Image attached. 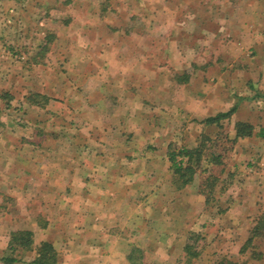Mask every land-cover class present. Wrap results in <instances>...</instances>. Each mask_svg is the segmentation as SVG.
<instances>
[{
	"label": "rangeland",
	"instance_id": "1",
	"mask_svg": "<svg viewBox=\"0 0 264 264\" xmlns=\"http://www.w3.org/2000/svg\"><path fill=\"white\" fill-rule=\"evenodd\" d=\"M245 2L0 0V139H5L8 144L15 139L18 141L13 148L0 145V155L4 156V159L0 157V163L7 159L5 166L9 165L14 154L40 157L34 166L32 161L28 162V157L20 162L17 188L7 186L12 183V178L0 177V185L4 186H0V247L7 246L11 232L32 225L40 226L46 217L52 218L63 211L61 200L67 202L72 197L69 191L63 194L59 191L44 192L42 166L48 161L44 155L54 156L57 164H61L60 159L65 156L69 165L74 166L78 159L75 156H87L96 149L94 145L83 146V142L76 140L82 137L102 138L103 128L113 124L117 130H109L108 138L123 137L133 123L148 121L167 125L163 135L159 134L158 141L159 148L166 153L169 143L194 146L203 134H214L216 125L202 122L208 114L204 107L197 109V119L184 113L177 114L175 109L179 108L175 102L161 106L162 88L173 91L170 96L173 101L184 103L182 93L191 92L200 97L215 93L216 102L222 100L224 105L229 102L219 97V89L214 84L208 83L209 79L216 81L220 75L217 65L212 67L211 64L217 58L215 49L221 39L213 35L223 29L218 18L228 13L227 9H221L229 5L236 9V3L239 6ZM209 15L212 18L209 19ZM222 61L225 63V60ZM190 73L191 79L184 82ZM145 77H149L147 83H142ZM139 84L147 89L141 88L137 92ZM123 89L133 95L144 90L145 98L135 96L120 105L118 98L121 96L117 95ZM110 91L116 96L106 95L100 105L99 96ZM30 93H38L36 104L28 102L27 95ZM43 97H47V101ZM97 105L101 108L91 111ZM231 107L229 104L227 110ZM118 109L126 112H118ZM242 116H248L256 125L255 131H258L264 127V102L247 103L222 120L231 137L234 136L235 121ZM124 124L126 131L120 134L118 130ZM81 125H84V134L78 136L69 130ZM140 134L134 138L139 139ZM169 138L175 141L168 143ZM257 138L256 141L252 138L244 146L237 139L211 204L208 205L204 196L197 192V179L188 188L179 190L172 201L173 218L180 219L185 213L183 201L195 193L197 227L202 229L207 226L203 234H208V237L216 231L217 234L223 232L221 235L225 241L214 238L213 241H218L214 245L213 241L207 243L200 232L202 238L197 242L189 240L199 251L194 264H203L205 261L201 255L218 254L219 249L225 256H235L238 247L241 249L243 245L249 253L238 261L229 258L228 261L238 263L243 260V263L250 264V257H254L262 246V243L246 242L251 226L248 233L238 226L247 207L249 209L253 204L264 206V137ZM54 159L51 161L54 162ZM82 159L84 165L89 163L86 157ZM5 166L4 169H7ZM32 169L34 175L40 174L38 180L22 176V171ZM149 180L155 182L157 179ZM167 186H161L162 194H158L164 202L173 198H170ZM258 186H261V191ZM247 211L248 218H257L264 208L260 207L254 216ZM216 219L221 224L215 225ZM159 222H156V227L160 226ZM162 227L165 228L163 223ZM40 237L43 236L39 235L36 241ZM225 242L226 248L220 247ZM14 253L21 257L27 254L21 250ZM149 258L158 261L155 256L150 255Z\"/></svg>",
	"mask_w": 264,
	"mask_h": 264
},
{
	"label": "crops",
	"instance_id": "2",
	"mask_svg": "<svg viewBox=\"0 0 264 264\" xmlns=\"http://www.w3.org/2000/svg\"><path fill=\"white\" fill-rule=\"evenodd\" d=\"M235 5L236 9L231 8L230 5L221 9L224 11L227 9L228 13L225 12L224 17L218 18L223 24V29L213 37L217 36L222 42L219 41L220 43L215 49L217 58L213 57V64H211L212 67L217 65L220 75L216 81L212 78L208 82L219 89L220 98L227 99L229 102L226 105L221 103L222 100L216 102L215 93H206L200 97L191 92L182 93L181 99H184V103L180 100L173 101L170 100L173 91L162 88L161 106H169L175 102V106L179 108L175 109L177 114L184 113L198 119V108L204 107L208 113L206 117H208L217 112L226 111L229 104L235 108L237 106L235 111L238 112L242 106L244 107L252 101L258 104L264 102V0H246L244 4L238 6L236 3ZM210 18L212 16L209 15ZM222 60H225V63ZM148 78L145 77L142 83H147ZM190 79L191 73L184 82H188ZM141 88L147 89L139 84L136 86L137 92ZM124 91V89L121 90L120 95H117L121 96L118 98L120 105L135 96L142 95L141 97L145 98L143 97L144 90H141L138 95ZM102 94L99 96V103L104 102L106 95L116 96L113 91ZM125 98L126 100H123ZM95 108L99 109L101 106H94L91 111H94ZM117 111L126 112L119 109ZM237 120L247 121L254 125L248 116L239 117ZM93 125L101 130L96 124ZM77 126L71 127L69 130L78 136L84 134V125ZM124 126L125 124L120 125V129L119 126L117 127L120 134L126 131ZM165 126L167 125L149 123L148 121L133 123L128 129L129 132L127 131L123 137L108 138L106 135L110 134L109 130H117L113 124L111 127L103 128L104 137L102 138L99 136L77 139L76 142H83V146L94 145L96 147L92 152L93 155L89 153L86 154L87 156H83L89 162L87 165L83 164V157L80 156H75L78 159L74 167L69 165L65 156L60 159L61 164H57L54 156L44 155V158L48 159L47 164L42 166L43 173L41 174L44 179V192L59 191L63 194L69 191L72 197L67 202L61 200L63 211L54 217H46L40 226L32 225L25 228L33 232V247H37L43 241L49 242L57 251L55 264H126L127 255L134 246L143 248L148 257L155 256L157 262L152 260L154 257L149 259L156 264H181L185 263L184 247L189 242L191 235L200 232L207 243H212L214 238L220 239L222 242L225 241L221 235L222 231L218 234L216 231L212 237H208V234H203L206 232L207 226L202 229L197 227L195 193L183 201L185 213L182 218H173L172 201L179 194V190L188 188V185L177 189L172 184V171L169 168L167 153L164 149L162 151L161 147L159 148L161 145L158 142L160 141L159 134H162ZM138 133H141V137L134 138ZM251 137L239 138V142L244 146L247 144L246 142H251L252 138L255 141L258 140V136ZM167 140L168 143L175 141L172 138ZM17 144L16 139L10 144L5 139H0L1 146L13 148ZM121 148L126 149L122 150ZM2 156L0 155V157ZM25 157H28V162L32 161L33 166L40 158L35 154ZM25 157L14 154L11 155L9 161L11 164L13 163L12 165L9 163L5 166L7 159L0 163V177L13 179L12 183L7 186L11 188L19 186L20 162H24ZM67 157L73 158V156ZM51 159H54V162ZM263 162L264 159H262ZM4 166L7 169H4ZM160 169L162 170L160 171ZM33 170L22 171V176L38 180L40 174L34 175L35 171ZM155 177L157 179L155 182L149 180ZM163 185L168 187L167 190L170 198L173 197L172 200L167 199L164 202L163 199L158 198V194H162L161 186L163 187ZM257 188L259 191L262 190L261 186ZM262 191H264V187ZM260 207L264 208L261 204L250 205L249 209L247 207L242 215V220L239 221L241 223L238 224L243 232L248 233L250 226L251 231L257 221L256 218L247 217L249 214L247 210L254 216ZM216 220L215 225H218L220 220ZM156 222L160 223L159 227H156ZM162 223L165 228L162 227ZM198 225L200 226V224ZM39 235L43 237L36 241ZM249 235L250 232L248 237ZM255 242L258 245L262 243V246L254 257H250L249 263L264 264V236L254 237L253 244ZM216 243L218 241H213V245ZM226 243H222L220 247L226 248L224 245ZM6 250L7 246L0 247V264H7L1 260ZM222 252L219 249L218 254L204 253L201 255L205 261L203 264H245L243 260L238 263L236 261L240 260L239 258H242L247 252L249 253V250L241 251L238 247L235 256H231L232 258L228 255L225 256ZM26 253L21 257V261L11 264H33L31 260L35 256V250ZM255 253L252 252V254ZM228 258L236 261H228Z\"/></svg>",
	"mask_w": 264,
	"mask_h": 264
},
{
	"label": "trees",
	"instance_id": "3",
	"mask_svg": "<svg viewBox=\"0 0 264 264\" xmlns=\"http://www.w3.org/2000/svg\"><path fill=\"white\" fill-rule=\"evenodd\" d=\"M41 47H44L43 45ZM38 93L27 95L29 103L36 104ZM47 101V97H43ZM235 111L231 107L227 111L217 112L202 120L209 125L214 124L217 130L214 134H203L194 146L168 144L167 157L169 168L172 171V184L175 188L181 189L191 184L197 179V192L203 195L205 202L209 205L213 200V195L218 181L227 169L232 156L233 147L238 138L251 137L253 135L264 137V127L255 131V126L247 121L237 120L234 123V136L228 133L227 125L222 120L228 118ZM205 163V164H204ZM256 224L252 227L249 237L246 239L248 244L252 243L253 238L264 236V212L257 216ZM201 235L195 233L190 236L193 241H198ZM193 241L188 242L185 247V264H193V260L198 257L199 251L193 245ZM246 245V244H245ZM245 246L241 247V251ZM35 250V256L31 260L33 264H55L57 261V251L47 242H41L37 247H33V232L28 229L16 230L10 233L7 242V250L1 260L7 264L21 261V256L14 252ZM126 264H156L152 262L146 251L140 247H132L127 255Z\"/></svg>",
	"mask_w": 264,
	"mask_h": 264
}]
</instances>
